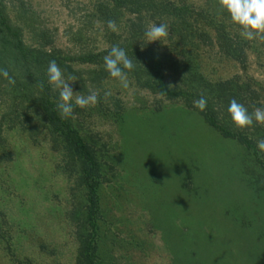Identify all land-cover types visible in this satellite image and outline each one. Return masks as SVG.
Returning <instances> with one entry per match:
<instances>
[{"label": "rangeland", "instance_id": "1", "mask_svg": "<svg viewBox=\"0 0 264 264\" xmlns=\"http://www.w3.org/2000/svg\"><path fill=\"white\" fill-rule=\"evenodd\" d=\"M150 1L156 14L133 0H0L5 34L24 47L0 57L20 84L0 76V264H78L84 240L101 264H264V126L237 129L227 113L232 98L264 107V42L244 40L216 0ZM151 23L169 35L144 44ZM117 44L135 65L129 89L104 67ZM36 50L99 102L73 101L76 118L54 125L38 100L59 93ZM201 95L213 124L193 106ZM68 130L91 149L88 180L94 164Z\"/></svg>", "mask_w": 264, "mask_h": 264}, {"label": "clouds", "instance_id": "2", "mask_svg": "<svg viewBox=\"0 0 264 264\" xmlns=\"http://www.w3.org/2000/svg\"><path fill=\"white\" fill-rule=\"evenodd\" d=\"M219 9L222 12H227L232 24L239 26L240 36L247 41L258 40L264 42V0H216ZM107 27L112 32H119L115 20H108ZM169 35V26L166 23H151L144 32V44L156 41H162ZM144 44L141 45L142 49ZM105 70L109 76L118 80L122 89H129L130 81L128 73L131 72L135 65L128 57L124 48L118 44L111 46L110 51L103 57ZM0 76H3L9 84L15 85L16 80L9 74L6 68H0ZM77 81V77L69 74L66 78L64 72L57 64L56 60H51L47 67V83L51 86L53 92L59 93V98L56 107L62 119H75L74 107L84 109L90 106H95L99 100L98 90L89 88V94L84 95L80 92L73 91L70 86ZM37 87L41 92L44 90V83L38 82ZM174 84H169L168 89L174 88ZM105 98L112 95L111 91L104 93ZM159 95L163 96L165 93L161 92ZM208 101L201 95V97L193 102V106L201 112L207 108ZM227 113L235 128L243 130L251 128L255 124L264 126V107H253L249 112L245 104L232 98L227 107ZM256 146L260 152L264 153V138L256 141Z\"/></svg>", "mask_w": 264, "mask_h": 264}, {"label": "trees", "instance_id": "3", "mask_svg": "<svg viewBox=\"0 0 264 264\" xmlns=\"http://www.w3.org/2000/svg\"><path fill=\"white\" fill-rule=\"evenodd\" d=\"M123 4H127V3L124 2ZM132 4L134 5V6L132 5L133 10H135L136 12H139L140 13L143 9H147V10L149 9V10H152V14H156L157 13V7H156V5L154 4L153 1L148 0L147 2H140L139 0H133ZM5 30H6V25L4 23H1L0 24V57H1V55H3L2 56L3 59H5L6 57L7 58H15L16 59V57L18 56V54H20L22 52V49L24 47L23 46L20 47V45H17L15 43H13V41L10 40V38L7 37V35L5 34ZM36 53L41 54V56L43 55L42 56V59L38 61V64H41V66H42V64L46 63L47 61L50 62L53 59L56 60V62L58 61L57 60V58H58L57 55H55V56L52 55V57H51L49 54L44 53L43 51H40V50H36ZM146 53H148V52H146ZM24 54L26 55L27 53H24ZM149 55L151 56V54L148 53L147 57L145 58V61H148L147 62L148 63V66L149 67H152L153 61L151 60V57ZM16 62L18 63L17 65H19L21 68L25 66V67H28V68H26L27 70H31L30 69L31 68V65L30 64H24V66H23V63L20 64V62H18V60H16ZM1 65H3V67L6 68L10 72L12 63L5 65V63L2 64L0 62V67H1ZM24 71H26V70H24ZM3 81H6V79L4 77H3ZM18 84L19 83H17L15 85L16 87H14V89L20 90V86H19L20 84L19 85ZM28 87H30L29 84H28ZM22 89H24V88H22ZM47 94H49V93H47ZM233 94H235V93H233ZM6 95H8V93ZM0 97L1 98L5 97V92H4V90L1 87H0ZM38 101H41L42 102V104L44 106V108H43L44 113H46L48 115V117H50L51 119L53 118L52 119V123L54 125L57 126L59 123H61V124L64 125V121L66 122V120H64V119H62L60 117V114H59V111H58L57 107H54L55 104H56L55 101H51V99L49 97L45 98V94L42 96L41 100H38ZM207 107H208V109L210 108L209 106H207ZM201 113L206 116V118H207V120L209 121L210 124H213V121L210 120L209 116L207 115V108H206L205 111H203ZM2 118L3 119H6V116L4 115ZM63 130H65V129H63ZM68 131H69V133H68V135L66 137H68L70 139H73L71 141L72 142V146H74V149L75 148L78 149V150L76 149L77 150L76 153L77 154L78 153L81 154V152L86 151L87 154H89V156L87 155L88 158H90L92 160V164H94L93 167H92V166H89L90 163H87L86 164L85 163L86 161L84 162V167H85L84 169H85V171L88 170L87 171V175L84 178L86 180H88L90 177H92V175L94 176V173H96V171H97L96 162L94 161V158L92 156L91 149H89L87 145L82 144L79 140H77L74 137L73 134L75 132L70 131V130H68ZM91 189L93 191H95V189H97L96 186H95V184L92 183ZM93 202L94 203H93V205L91 207L92 212H94V207L96 206V202L95 201H93ZM82 243H83V246H82V248H81V250L79 252V259L77 261L78 264H101V263H95V261H94L95 258H94V255L93 254L96 251V247H94L93 248V251L91 252L90 251L91 248H92L91 243L88 242L87 240H84Z\"/></svg>", "mask_w": 264, "mask_h": 264}]
</instances>
